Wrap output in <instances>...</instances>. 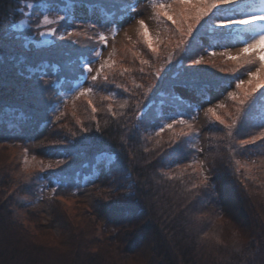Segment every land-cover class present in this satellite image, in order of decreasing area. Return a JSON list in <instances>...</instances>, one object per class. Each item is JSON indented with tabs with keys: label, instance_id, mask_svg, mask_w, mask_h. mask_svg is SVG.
I'll use <instances>...</instances> for the list:
<instances>
[{
	"label": "trees",
	"instance_id": "1",
	"mask_svg": "<svg viewBox=\"0 0 264 264\" xmlns=\"http://www.w3.org/2000/svg\"><path fill=\"white\" fill-rule=\"evenodd\" d=\"M177 1H158L159 35L127 49L128 73L116 59L71 102L63 93L83 79L84 60L137 0H0V264H264V60L200 55L235 39L234 27H217L224 17L264 0ZM44 17L52 40L37 47ZM254 69L225 107L208 110L200 158L192 113ZM43 125L45 158L26 163ZM102 157L107 178L93 199L104 221L77 197ZM51 181L52 205L70 202L89 220L82 228L55 215L67 246L35 236L52 228L34 206ZM229 232L237 243L218 240Z\"/></svg>",
	"mask_w": 264,
	"mask_h": 264
},
{
	"label": "rangeland",
	"instance_id": "2",
	"mask_svg": "<svg viewBox=\"0 0 264 264\" xmlns=\"http://www.w3.org/2000/svg\"><path fill=\"white\" fill-rule=\"evenodd\" d=\"M158 1H162L163 4L161 7L164 5L166 8L170 7L171 9L175 0H137L135 7L128 15L122 16L119 20L113 21L111 29L105 31L102 35L103 43L94 50L95 56L84 60V68L86 69V72L83 79L75 83L73 90L63 93L64 99L72 102L84 93L89 92L91 89V81L98 76L101 68L105 65L108 66L109 63H113V61L116 59V62H119L120 60L126 62L121 74H125L130 71L129 69L132 63L130 55L126 56L127 49L130 46L132 48L133 45L136 44V41L142 38V36L145 39L153 40L151 37L156 35L158 37L159 35L158 29L162 26L160 22L162 21L163 13H161L162 11L160 12V8L157 7L159 6V4H157ZM189 1L190 0H178L176 2V7L178 8L179 4L184 5ZM53 21L54 20L51 18L44 17V21L42 23L43 29L41 33L42 39L40 41L34 42L37 47L45 46L51 43L53 29L48 28V26ZM180 24H184V22L178 20V25ZM25 26H27V23L25 21H21L18 25V28L23 29ZM231 26L234 27V32L242 34L240 35L236 33L235 39L228 41L225 44H213L207 49L205 53H200L201 58L204 60L213 59V61H220L225 58H249L250 56L257 54L261 60H264V8H261L255 13L247 14L245 16H237L234 14L224 17L223 20L219 22V25H217L219 28ZM69 33L71 34L72 32ZM138 54H140V52H138ZM250 72L251 73H249V75L247 74L241 79L238 85L237 83H234L235 86H227L221 91L212 94L208 99L202 102L200 101L197 110L192 113L191 117L194 120L193 122L195 124L196 130H200L201 133L196 142L197 148L201 153L200 158L202 157L203 152H205V148L207 146V133L205 132V129L210 121L207 118L208 110H213L216 112L219 106L225 107L227 105V101L236 94L238 89L236 88L237 86L241 87L249 85L252 82V78L259 75V72L255 69L251 70ZM64 111L65 109L62 110V106L58 105L54 110L55 117ZM171 123L172 121L166 120L162 125L171 126ZM49 135V125H43L40 127V129L36 131L35 135L28 141V145L25 149V152L23 153V161L27 163L29 161H37L45 158V151L42 148V143L49 137ZM109 159V157L101 158L93 173L85 179L84 187L77 195L79 199L84 200L86 204L90 206L92 210L96 212V214H98L101 221H104L105 218L101 215L94 203L93 191L101 187V185L105 182L107 178L106 167ZM240 164L245 166L244 163ZM252 165L253 163H249L247 165V171L249 174H251L252 168H255ZM53 185H55V181L49 182L46 186L48 193H45L43 197L41 196L37 198V200L34 202L35 209L39 211V221L46 226L51 224L50 226H52V228L51 230L44 229L43 232L37 231L35 236L37 240L40 241H45L51 236L54 239L58 236H61V239H57L55 241L67 246L69 244L67 233L62 236V227L64 224L61 223V221H57L55 223L52 222L55 215L56 217L58 216L59 220L61 217L67 216L65 217L67 223L69 219L72 223H77L82 228L88 227L89 220L85 217L86 214L84 213V209H74L70 202H57L55 206H53L51 203V189ZM53 211H55V214ZM34 227L35 226H32V228ZM238 236L239 235H234L232 232H229V235L226 236L225 234L218 240L226 241L227 243H237V241H239L236 240ZM49 240L50 242L47 244L54 243H52L51 238ZM56 250L61 251L55 248L48 249L49 252L52 251L53 253L56 252Z\"/></svg>",
	"mask_w": 264,
	"mask_h": 264
}]
</instances>
